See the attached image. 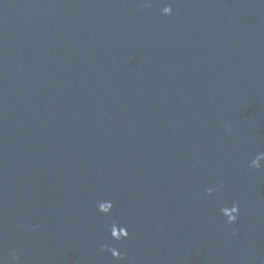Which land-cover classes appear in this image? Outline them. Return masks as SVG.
Returning a JSON list of instances; mask_svg holds the SVG:
<instances>
[{
  "label": "water",
  "instance_id": "obj_1",
  "mask_svg": "<svg viewBox=\"0 0 264 264\" xmlns=\"http://www.w3.org/2000/svg\"><path fill=\"white\" fill-rule=\"evenodd\" d=\"M261 152L264 0H0V264H264Z\"/></svg>",
  "mask_w": 264,
  "mask_h": 264
},
{
  "label": "clouds",
  "instance_id": "obj_2",
  "mask_svg": "<svg viewBox=\"0 0 264 264\" xmlns=\"http://www.w3.org/2000/svg\"><path fill=\"white\" fill-rule=\"evenodd\" d=\"M144 6L145 4L142 3L141 7L143 8ZM163 12L165 14L171 15L174 12V9L169 4L168 6L163 8ZM227 131L229 132L232 131L231 125H228ZM262 160H264V152H261L258 155H256V157L250 161L249 167L258 168V169L264 168V165L261 164ZM222 186L223 184L221 183V185L217 189L209 188L207 191L209 194H212L213 191H219L220 187ZM113 207H114V203L112 201H102L98 205L99 210L104 213H109ZM221 212L223 213L224 216L227 217L229 223H235L236 221H238L239 218L240 204L237 201L234 202L231 207L225 205L221 208ZM110 231L112 237L116 240H121L130 236L128 227L127 226L122 227L116 221L112 223ZM233 233L234 234L238 233V229H233ZM101 249L111 252V254L117 259H122L126 256V253H122L119 248L113 247L108 243L102 244ZM8 255L11 258V260L14 262V264H21L22 258L16 249H11Z\"/></svg>",
  "mask_w": 264,
  "mask_h": 264
}]
</instances>
